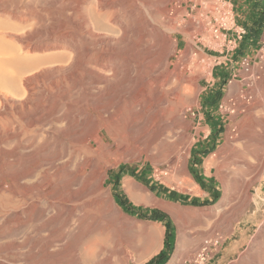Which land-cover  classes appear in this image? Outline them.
<instances>
[{
	"label": "bare ground",
	"instance_id": "obj_1",
	"mask_svg": "<svg viewBox=\"0 0 264 264\" xmlns=\"http://www.w3.org/2000/svg\"><path fill=\"white\" fill-rule=\"evenodd\" d=\"M24 1L0 0V15H7L13 22L0 21V35L15 40L22 38L21 32L28 36L21 48L0 38V152H7L5 159L15 168L10 177L16 185L6 188L4 181L9 176L0 175V229L18 219L21 228L29 226L23 231L24 237L33 233L37 240L32 245L27 240L19 243L20 234L13 227L0 233V243L8 244L2 259L12 264H40L15 252L29 248L53 257L51 264H128L130 251L136 247L131 220L104 188L107 170L100 164L129 147L174 144L170 139L178 125V103L185 96V84L198 88L199 83L198 78L188 75L185 66L191 49L174 65L177 46L172 35L163 34L150 21L146 26L150 30L127 24L126 14L135 0H42L65 3L69 18V23L59 21L56 30L50 31L42 16L47 11L42 9L41 14L32 0ZM20 6L23 9L19 10ZM47 69L52 74L44 80ZM34 82L44 85L38 104L33 99ZM250 91L248 88L246 94ZM263 99L262 95L255 104L244 105L254 120L251 127L261 130L241 129L229 133L226 139L228 149L242 141L259 168L244 162L243 156L241 162L256 174L264 169V152H258L264 150V123L253 115L255 108L264 109ZM125 110L130 115L121 119ZM180 115L184 120L185 113ZM42 129L50 136H42ZM60 129H65L66 135L58 139L54 135ZM37 143L41 146L35 151ZM50 144L55 146L50 149ZM19 155H29V159L9 161ZM62 166L71 177L66 187L51 192L40 189L39 182L47 180L52 170L57 175ZM85 169L88 175L83 177L87 179L84 186L80 179ZM27 180L35 188L24 193L17 186H26ZM125 188L135 204L144 203L132 181H126ZM225 191L220 207L231 196ZM68 239L75 243L70 249L71 261L65 262L61 254L56 255L59 252L55 246Z\"/></svg>",
	"mask_w": 264,
	"mask_h": 264
},
{
	"label": "rangeland",
	"instance_id": "obj_2",
	"mask_svg": "<svg viewBox=\"0 0 264 264\" xmlns=\"http://www.w3.org/2000/svg\"><path fill=\"white\" fill-rule=\"evenodd\" d=\"M3 1L13 3V0ZM135 1L134 4L130 2V8L128 14H126L128 19L126 23L130 26L138 24L143 29L148 28L150 30L151 28H146L147 22L150 21L163 34L172 35L177 46L173 59L174 65L180 58L184 57L187 50L191 49L190 58L185 66L188 75L192 79L198 78L199 83L198 88L189 83L185 84V96L183 95L178 103L176 117L178 125L174 128V137L170 139L174 144L163 147L158 145L141 146L139 148L129 147L118 152L119 154L110 160L101 161L100 165L105 166L107 170L104 188L109 192L115 206L131 220L132 236L135 239L136 247L130 251L128 264H152L154 260V264L175 263L174 260L168 262L171 252L167 253L168 248L166 246V252L163 253L160 249L166 241L167 234L170 233L169 230L171 235L174 234V207H177L174 203V192L183 195L193 193L189 185L192 181L188 178V162L190 158L194 157L193 154L198 150L199 145L208 142L211 137L214 138V135L209 134L208 119L206 120L208 116L205 113L206 101L213 98L221 99L218 114L222 116L223 122L221 129L211 142L213 146L210 151L213 150L211 156L215 155L214 159H217L220 165V167H217V173L222 186L216 191V195L211 196V202L200 199L196 201L197 203L182 204L191 207L183 206L179 208V228L185 229L183 234L185 240L189 238L187 241L194 244V246L189 247L190 251L195 249L198 253L204 247L209 250L211 246L217 245V242L221 241L218 238L219 229L225 235L223 241H221L224 243L221 254L236 246L235 251L231 253L224 264H264V169L261 173L256 174V171L250 172L251 169H248L241 162L245 158L244 162H247L251 167L259 168L257 161L248 154L241 140L232 143L229 149L226 146L229 133L236 134L241 129L244 132L253 125L254 120L248 115L247 109L244 107L246 102L249 105L255 104L257 100H261L262 95L264 96V24L259 30L261 33L259 39L261 40L258 47L255 46L257 51L244 58H249V68L245 69L242 66L244 59L239 57L233 60V65L226 66L227 61L225 58L227 54L220 47V43L214 41L211 30L212 27L217 28L219 26L222 18V15L219 17L214 12L216 7L213 0ZM24 2H29V0ZM31 2H33L32 6L35 9L37 8L36 10L39 13L42 9L47 11V15L41 13L47 20L45 25L47 31L56 30L59 21L69 23L64 7L65 3L58 4L50 1L43 2L42 0H32ZM167 2H169V5L166 6ZM164 8L166 9L164 10ZM21 9L23 8L20 6L19 10ZM250 9L251 11L246 12H252V8ZM236 14L235 12V16ZM1 15L0 21L3 24L13 23L7 15ZM244 17L245 15L240 11L239 18ZM235 24L239 25L237 16L235 17ZM68 26L70 27V25ZM67 30L70 31V29ZM223 33L225 34L226 31L224 30ZM20 35L22 38L16 39L17 41L15 38L5 37L4 34L0 35V38L8 42L13 41V45L21 48L26 45L25 42H27L28 36L24 32H21ZM132 38L133 40L136 39L133 35ZM247 40L249 41L248 38ZM59 52L53 51L51 53ZM38 55L44 56L45 53H39ZM195 65H198L199 68ZM46 68H49V66H46ZM51 74L52 70L47 69L44 72L43 79L45 80ZM260 82L262 84H259ZM31 84L32 88H35L34 102L38 104L41 101L40 91L44 85L35 82ZM248 88H251L252 91L246 94ZM197 94H199L198 98ZM10 100H13V98H10ZM240 106H243L241 110ZM127 110L120 114L121 119L129 117L130 114ZM180 113H185L184 120ZM116 116L117 114H115ZM253 116L259 123H264V109L255 108ZM188 125H190V128L186 130ZM256 127L251 128L261 130L260 127ZM40 134L44 137L50 136V133L45 129L40 130ZM63 135H66L65 129H60L54 136L59 139L63 138ZM42 136L40 138H43ZM167 136L171 137L172 134L168 133ZM39 145L41 146L38 143L35 145V151ZM49 146L51 149L55 145L50 144ZM7 151L12 150L7 149ZM258 152L262 154L264 150L259 149ZM195 153L198 154L199 152ZM7 155V152H0V175L9 176L4 181L6 188L16 187L14 180L10 177L12 169L15 168L5 159ZM29 155H19L12 158L13 160L9 159V161L13 163H16L18 159L27 161ZM215 161H212V163ZM57 170H59L57 175L52 170L47 180L44 179L39 182L40 189L51 192L54 189H59L60 186L62 188L66 187L65 185L71 177L65 174L63 166ZM87 172L88 169H85L81 173L82 178L80 180L84 186L87 181V179H84L88 175ZM82 179L85 181L83 182ZM126 181H132L138 186L144 201L143 204L138 205L132 201L125 188ZM17 187L24 193H29L35 188L32 186V182L28 180L26 186ZM162 187L165 189H161ZM193 189L194 192L199 190L198 187ZM225 190L231 196L229 201L227 200L226 204L220 207L219 204L223 201ZM125 200L134 208L133 210L127 207L124 203ZM21 212L24 213V211ZM154 212L163 215L164 219H152L151 216ZM18 222H14L13 219V225L3 227V229H0V233H7L15 228L16 233L20 234L18 242L23 243L27 240L28 245H32L37 240L34 234H29V238L24 237L23 231H27L29 226L21 228L18 226ZM47 227L49 229L53 228L51 224H48ZM43 235L48 237L44 232ZM171 235L168 241H173L174 245V238ZM68 240L60 246H58L59 244L55 246L59 252L56 255L61 254L65 262L71 261L70 249L75 243L74 240ZM219 244L217 247H219ZM7 246L8 244L0 243V264H12L8 259H2ZM15 252L20 258L30 262H39L40 264H51L53 262V257L38 254L35 250L31 251L29 248ZM178 252H180V247ZM162 255L167 258L164 260V257H161ZM186 258L188 260L193 259L194 254L188 255ZM180 264H194V262L192 260Z\"/></svg>",
	"mask_w": 264,
	"mask_h": 264
},
{
	"label": "crops",
	"instance_id": "obj_3",
	"mask_svg": "<svg viewBox=\"0 0 264 264\" xmlns=\"http://www.w3.org/2000/svg\"><path fill=\"white\" fill-rule=\"evenodd\" d=\"M234 10L237 13L236 16L238 17V22L242 26L246 27L247 29V35L244 38V40L240 43V46L238 49L232 53L229 56H226L225 60L227 61L225 63L226 66L228 65H233V60L236 58H246L250 54L254 53L257 51V48L259 45L258 42H254V37L252 36V21L250 20L252 17V12L247 13L246 11H251L250 8H252L255 5V0H234ZM258 7L264 6V0H258ZM241 11L242 14L245 15L244 18H239V12ZM245 19V20H244ZM249 39V41L247 40ZM256 48V49H255ZM229 57V58H227ZM249 59V58H248ZM231 73V72H230ZM231 75V74H230ZM229 75V76H230ZM206 101V100H205ZM221 102V99L219 100L218 98H213L210 100L206 101L205 105V113L207 114L208 117H206V120L208 119L207 126L209 128V134L214 135V138L222 127V122L223 118L221 115H219L218 107ZM217 128V130H216ZM214 138H210L208 142H203L201 145H199L198 148V154L194 152L192 158H190V161L188 162V178L190 181H192L189 185L190 188H192L193 193L189 195H183L179 194L177 192H174V203H176L177 207H174V234H170L171 231L169 230L168 234V240L170 238V235L173 236L174 238V245L173 241L167 242L164 241V244L160 251L162 250L163 253L166 252L165 246L168 248V252L170 253V257L168 262H172L174 260L175 263L173 264H180L181 262H191L193 259L191 258L188 260L186 256L194 254V257L196 256L197 252L194 250L190 251L189 247L194 246V244L189 243V241L185 240L183 237V234L185 233L184 228H179V208L183 207L186 203H193L196 202L200 199L203 201H209L211 202V196L216 195V191L220 189L221 183L220 179L218 176V171L217 167H220V165L217 162V159H214L215 155L211 156L210 148H212L213 144L211 143ZM210 146V147H209ZM216 160V161H215ZM212 161H215L212 163ZM195 187H198V192H194ZM161 189H165L162 187ZM190 208L191 206H184ZM218 238L223 241V237L225 236L221 231L218 229ZM183 237V238H182ZM217 242V245L219 244V247L217 245L211 246L210 249L208 250L209 256L205 264H224L227 260L228 257L235 251V247L229 248L227 252H224V254H221V249L223 247V242ZM180 247V252L179 251ZM187 249V251H186ZM196 252V253H195ZM212 252V253H211ZM174 255V258H173ZM179 256V257H178ZM178 257V258H177Z\"/></svg>",
	"mask_w": 264,
	"mask_h": 264
},
{
	"label": "built area",
	"instance_id": "obj_4",
	"mask_svg": "<svg viewBox=\"0 0 264 264\" xmlns=\"http://www.w3.org/2000/svg\"><path fill=\"white\" fill-rule=\"evenodd\" d=\"M234 0H213L215 3L216 11L215 13L222 18L219 22L217 28L212 27V33L214 41L220 43V47L224 49L227 56L234 53L238 45L244 40L247 35L246 27L242 25L235 24V10H234ZM226 31L224 34L223 31ZM233 32V33H232ZM231 33V34H230ZM242 66L245 69L249 68V60L244 59ZM209 256V252L204 247L201 249L193 259L194 264H205Z\"/></svg>",
	"mask_w": 264,
	"mask_h": 264
},
{
	"label": "trees",
	"instance_id": "obj_5",
	"mask_svg": "<svg viewBox=\"0 0 264 264\" xmlns=\"http://www.w3.org/2000/svg\"><path fill=\"white\" fill-rule=\"evenodd\" d=\"M257 4H258V0H255V5L252 7V17L250 19L252 21V28H253L252 36L254 37L255 43L258 42V39L260 38L261 33L259 32V30L264 24V6L258 7ZM124 203L127 205V207H129L130 210L134 209L127 200H125ZM151 218L155 220H163L164 216L158 214V212H154ZM167 242H168V234L166 238V243ZM161 257H164V260L167 258L163 255ZM154 263L155 260L152 262V264Z\"/></svg>",
	"mask_w": 264,
	"mask_h": 264
}]
</instances>
